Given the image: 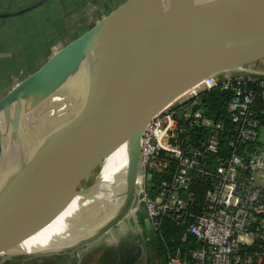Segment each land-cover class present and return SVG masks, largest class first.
I'll list each match as a JSON object with an SVG mask.
<instances>
[{"label":"water","instance_id":"water-1","mask_svg":"<svg viewBox=\"0 0 264 264\" xmlns=\"http://www.w3.org/2000/svg\"><path fill=\"white\" fill-rule=\"evenodd\" d=\"M161 0H125L89 32L67 46L38 73L0 100L4 121L0 139L17 128L34 92L42 104L54 83L85 74L99 63H111L153 44L182 51L164 85L154 95L123 91L107 99L92 121L80 113L67 139L50 160L46 175L28 189H0V241L45 211L87 195L97 186L64 190L81 163L107 146L124 145L126 184L116 193L113 211L96 237L114 227L134 200L140 166V141L151 119L179 94L224 67L256 58L264 50V34L257 47L233 53L239 38L264 19V0H247L212 17L216 25H167L155 29L142 23L145 11ZM45 157V156H44ZM49 161V160H46ZM115 186L106 187L107 191ZM40 252L19 255H31Z\"/></svg>","mask_w":264,"mask_h":264},{"label":"built area","instance_id":"built-area-1","mask_svg":"<svg viewBox=\"0 0 264 264\" xmlns=\"http://www.w3.org/2000/svg\"><path fill=\"white\" fill-rule=\"evenodd\" d=\"M206 78L146 127L134 194L152 234L160 235L165 221L178 231L167 264H264V125L254 109L264 77ZM216 87L230 91L218 119L198 99Z\"/></svg>","mask_w":264,"mask_h":264},{"label":"bare ground","instance_id":"bare-ground-1","mask_svg":"<svg viewBox=\"0 0 264 264\" xmlns=\"http://www.w3.org/2000/svg\"><path fill=\"white\" fill-rule=\"evenodd\" d=\"M168 1L171 0L166 2ZM173 1L176 2L168 6V14L165 13L168 16L172 10L181 8L185 2L192 7L190 14L185 16L182 25H216L219 20L212 17L214 14L231 10L247 0ZM160 2H164V0ZM149 19L152 20V18ZM150 20L148 21L150 22ZM148 21L142 19L143 24L148 25ZM167 25H179V23L171 21ZM167 25L158 27L157 24H154L150 27L159 29ZM263 34L264 19L238 39L233 53L257 47ZM181 53L182 51L179 49L164 44L145 46L111 63H99L83 75L79 73L68 81L54 83L42 104L39 103L38 92H34L29 100L27 99L26 112L17 128L0 139V189L5 190L10 187L25 190L27 187L36 185L46 175L50 164L36 154L44 155L39 146L45 142L50 150L48 158L52 159L69 136L82 111H88L90 122L102 104L117 93L128 91L154 95L164 85ZM263 58L264 50L254 59L215 71L209 78H206V82L213 81L217 77H227L231 69L254 61H261ZM202 82L203 80L197 82L166 106L183 101L195 94ZM3 121V116H0V130ZM29 146H33L34 150ZM104 149L108 150L106 161L95 178L97 186L99 184L101 186L85 196L80 195L72 200L71 202H74L84 196L75 204H64L54 214L50 213L53 208L45 211L2 239L0 241V256L10 257L33 252L70 250L89 243L103 234L93 236L105 224L114 209L112 205L116 193H112V190L120 189L119 187H123L127 180L125 146H107ZM20 157L30 161L38 169L34 174L27 176L24 181L22 180L24 172L18 171L17 167ZM110 186L118 188H112L109 191L103 189ZM110 208L112 210L106 218ZM59 215H62L63 218L53 220V217Z\"/></svg>","mask_w":264,"mask_h":264},{"label":"rangeland","instance_id":"rangeland-1","mask_svg":"<svg viewBox=\"0 0 264 264\" xmlns=\"http://www.w3.org/2000/svg\"><path fill=\"white\" fill-rule=\"evenodd\" d=\"M166 1L164 0V2H159L156 5L148 8L146 10V16H150L154 20L158 18L156 23L158 27L167 25L171 21L182 25L185 16L190 14L192 7L190 4L185 2L181 8L172 10L169 14H172L173 17H170V15L168 16L166 14H168V6L172 5L174 1ZM178 6L179 4L177 7ZM110 8H114V5L111 4ZM88 14L89 17L87 19V14L85 16L83 15L84 17L81 23H79L78 20L76 23L73 22L72 27H70L69 34L74 32L80 33L79 29H81L83 25L92 26L94 23H97V21L101 22L103 20L102 17L104 16V13H102L99 9L91 8ZM69 38L70 36H66L65 40H68ZM246 74L252 77H264V58L261 61H254L252 63H247L237 68L231 69L228 72L229 77ZM20 81L21 79L19 77L8 80L7 82L9 85H6L0 90V97L6 93V89L10 88V86L14 84L19 83ZM189 97L187 98L189 99ZM174 103V105L177 104V102ZM258 140L260 143L264 144V127L259 129ZM29 147L33 149V146ZM39 148L44 155H39V153L36 154L42 159L49 160L48 162H50L51 159L48 158L50 156L48 145L44 142V144L39 146ZM107 154L108 150L104 149L102 152L100 151L93 154L91 157L81 163L73 176L63 186V189L79 190L90 186L92 183H96L95 178L102 169L106 161ZM17 167L18 171L24 172L22 175L23 181L27 176H30L38 171V169L35 168L30 163V161L24 159L23 157H20V162ZM28 188L29 187L26 189ZM79 196L80 195L75 196L73 200ZM83 197L67 204H75ZM62 206L64 205L51 209L50 213L54 214L56 210ZM112 208H110L106 218L108 217ZM62 218L63 216L59 215L53 217V220H60ZM160 235H162V233ZM157 236L159 237V235L152 234L144 225V211L141 208V203H138V196L137 193H135L132 205L125 216L114 227L100 235L97 239L70 250L40 252L31 255H13L10 257L0 256V264H156L158 260L154 255V249L158 243Z\"/></svg>","mask_w":264,"mask_h":264},{"label":"crops","instance_id":"crops-1","mask_svg":"<svg viewBox=\"0 0 264 264\" xmlns=\"http://www.w3.org/2000/svg\"><path fill=\"white\" fill-rule=\"evenodd\" d=\"M124 1L0 0V90L9 85L8 80L21 79L6 89L0 100L96 25H83L80 33L69 34L73 22L81 23L86 14L87 19L91 8L101 10L106 16ZM111 4L114 8H110ZM149 18L145 11L142 19ZM156 20L148 21L147 26H153ZM66 36L71 39L65 40Z\"/></svg>","mask_w":264,"mask_h":264},{"label":"trees","instance_id":"trees-1","mask_svg":"<svg viewBox=\"0 0 264 264\" xmlns=\"http://www.w3.org/2000/svg\"><path fill=\"white\" fill-rule=\"evenodd\" d=\"M249 86L253 89H257L254 84H249ZM229 98L230 91L228 89H220L219 87L206 91L198 97L205 113L214 119L222 118L224 116ZM254 109L258 114V117L261 119V123L264 125V113H260L261 110H264V98L261 95L255 96ZM157 178L158 176H155V180ZM194 188L197 191H202V186L199 182H195ZM177 234V229L167 221L163 224L162 235L155 234L159 235V237L157 236L158 243L154 249V255L158 260L156 264H167V250L176 245L173 240L176 239Z\"/></svg>","mask_w":264,"mask_h":264}]
</instances>
